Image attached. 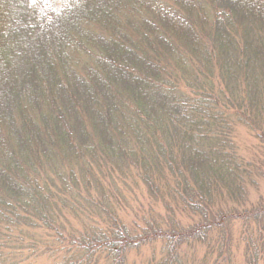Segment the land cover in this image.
I'll list each match as a JSON object with an SVG mask.
<instances>
[{
	"label": "trees",
	"instance_id": "1",
	"mask_svg": "<svg viewBox=\"0 0 264 264\" xmlns=\"http://www.w3.org/2000/svg\"><path fill=\"white\" fill-rule=\"evenodd\" d=\"M239 126L264 148V0H0V264H264Z\"/></svg>",
	"mask_w": 264,
	"mask_h": 264
},
{
	"label": "rangeland",
	"instance_id": "2",
	"mask_svg": "<svg viewBox=\"0 0 264 264\" xmlns=\"http://www.w3.org/2000/svg\"><path fill=\"white\" fill-rule=\"evenodd\" d=\"M237 142L241 148L242 156L247 160L257 164L264 172V148L255 140L254 136L243 127H238ZM261 185L258 191H252V200L256 202L259 197H264V179L260 180ZM123 197L125 196V207L119 212L127 225L137 223L142 224L144 216L164 213L163 208L156 204L148 195L142 185L128 182V185H121ZM183 220V219H182ZM77 222V221H76ZM151 248V247H150ZM149 247L144 248L140 253H133L130 258V264H148L152 250ZM238 264H243L241 255L238 256ZM47 262V259H44Z\"/></svg>",
	"mask_w": 264,
	"mask_h": 264
}]
</instances>
